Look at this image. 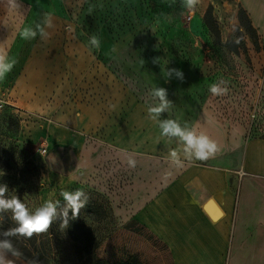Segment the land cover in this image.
<instances>
[{
	"label": "rangeland",
	"instance_id": "rangeland-1",
	"mask_svg": "<svg viewBox=\"0 0 264 264\" xmlns=\"http://www.w3.org/2000/svg\"><path fill=\"white\" fill-rule=\"evenodd\" d=\"M45 13L52 15L49 36L22 39V28L43 24ZM14 14L7 25L12 16L0 11V38L9 39L0 41V55L17 61L0 81V186H7L5 198L16 196L30 212L45 200L59 201L52 226L38 234L48 239L49 264H78L88 235L103 240L122 227L106 195L91 186L78 188L87 202L75 219L69 209L68 225L61 227L66 202L60 193L76 187L67 178L71 159L89 147L101 152L115 146L117 138L131 152L135 141L147 142L145 148L172 142L182 154L177 138L160 136L148 118L147 106L158 103L152 88H165L171 101L160 120L199 131L207 112L227 132L239 128L247 140L264 138V38L246 0H199L193 12L182 0H83L73 6L31 0ZM93 35L99 50L89 45ZM171 68L184 73L183 82L166 80L163 71ZM219 80L228 82L226 96L208 91Z\"/></svg>",
	"mask_w": 264,
	"mask_h": 264
},
{
	"label": "crops",
	"instance_id": "crops-1",
	"mask_svg": "<svg viewBox=\"0 0 264 264\" xmlns=\"http://www.w3.org/2000/svg\"><path fill=\"white\" fill-rule=\"evenodd\" d=\"M79 1L60 0L64 6ZM17 4L0 0V11L12 16L7 25L13 24L15 9L31 0ZM246 8L264 38V0H246ZM2 37L9 41L8 35ZM199 129L220 148L207 161L173 166L168 153L180 151L174 143L145 148L147 142L135 141L131 152L117 138L115 146L101 152L89 147L71 159L67 178L76 187L67 191L97 188L122 226L133 220L145 225L169 246L176 264H264V138L247 140L239 128L227 132L207 112ZM129 158L135 159L134 168Z\"/></svg>",
	"mask_w": 264,
	"mask_h": 264
},
{
	"label": "clouds",
	"instance_id": "clouds-1",
	"mask_svg": "<svg viewBox=\"0 0 264 264\" xmlns=\"http://www.w3.org/2000/svg\"><path fill=\"white\" fill-rule=\"evenodd\" d=\"M199 0H182V6L189 12H193L198 5ZM12 7H17V0H9ZM93 11L89 8V13ZM53 27L51 13H45L43 24H36L35 26H25L20 31L19 35L24 40H32L40 36L41 39H46L49 33L46 29ZM234 43L239 44L240 39L237 38ZM89 45L96 50L100 48V40L93 35L89 38ZM15 58L7 55H0V81H3L8 73H10L15 64ZM153 63H158L154 60ZM163 75L166 80H170L175 76L179 81L183 82L185 79L184 73L176 68L165 69ZM208 91L213 96H226L229 91L228 82L219 80L218 82L209 85ZM150 96L158 103L147 106L148 118L158 124L160 136L167 138H177L178 142L183 145L181 152L171 150L168 153V160L173 166H182L184 161H207L216 156L220 151L218 143L212 139L204 131H197L194 127L190 128L187 125L181 124L174 119L160 120L162 113L171 108V101L167 98V90L163 87H155L151 89ZM128 166L134 168L136 166L135 159L129 158L127 160ZM3 175V173H0ZM7 186H0V214L4 212H11L12 219L16 222V227L0 232V264H15L14 259L9 257H19L21 253L14 247L11 237H19L30 239L34 235L48 232L54 219L57 217V208L59 201L51 199L45 200L42 205L30 212L29 208L19 198L13 196L5 198ZM60 195L66 202L63 209V223L62 228L68 225V210H72V218L75 219L87 202L88 197L85 195L83 189H77L74 192L62 191ZM84 197V200L81 197ZM32 264H39L38 259H33Z\"/></svg>",
	"mask_w": 264,
	"mask_h": 264
},
{
	"label": "trees",
	"instance_id": "trees-1",
	"mask_svg": "<svg viewBox=\"0 0 264 264\" xmlns=\"http://www.w3.org/2000/svg\"><path fill=\"white\" fill-rule=\"evenodd\" d=\"M208 24V21L206 20ZM1 161V156H0ZM70 235L77 241L73 221L69 223ZM9 212L0 214V232L16 227ZM3 237H0L2 239ZM19 256L28 264L38 259L39 264H49L48 239L34 235L30 239L11 237ZM85 257L78 264H176L172 251L149 228L137 220L123 225L103 240L88 235L83 249Z\"/></svg>",
	"mask_w": 264,
	"mask_h": 264
}]
</instances>
